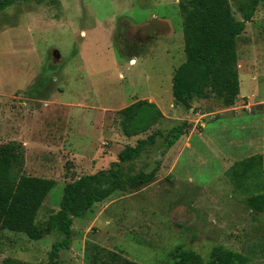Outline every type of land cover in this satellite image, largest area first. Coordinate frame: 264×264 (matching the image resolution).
I'll return each mask as SVG.
<instances>
[{"label":"rangeland","instance_id":"rangeland-1","mask_svg":"<svg viewBox=\"0 0 264 264\" xmlns=\"http://www.w3.org/2000/svg\"><path fill=\"white\" fill-rule=\"evenodd\" d=\"M229 4L235 19L242 20L246 0ZM163 17L172 22L171 42L156 36L150 25ZM183 45L178 0H15L0 12V146L21 147L22 165L14 164L12 174L55 181L35 224L44 226L58 210L67 183L109 168L111 162L104 166L98 156L117 160L123 144L118 108L107 106L158 93L162 110H172L171 77L185 60ZM236 54L239 98L234 107L263 105L264 0L237 36ZM204 101L194 106L207 123L203 135L230 119L219 100ZM102 111L105 123L99 124ZM183 112L179 106L172 115L177 120L161 123L162 135L120 165L122 179L156 168L154 178L117 190L73 217L72 240L59 251L57 264H166L177 249L195 251L206 264L217 246L240 253L245 264H264V211L254 212L245 203L248 196L264 193L260 158L228 168L220 138L206 145L198 136L192 144L199 154L184 152L171 175L167 169L158 175L167 135L183 121ZM254 118L259 119L254 128L264 136V110ZM230 131L235 144L244 135L234 127ZM235 144L230 156L237 161L248 151L239 153ZM63 237L54 231L31 240L1 230L0 263L10 257L47 264L52 243Z\"/></svg>","mask_w":264,"mask_h":264},{"label":"trees","instance_id":"trees-1","mask_svg":"<svg viewBox=\"0 0 264 264\" xmlns=\"http://www.w3.org/2000/svg\"><path fill=\"white\" fill-rule=\"evenodd\" d=\"M15 0H0V12ZM242 20L235 19L229 0H178L182 18L185 60L171 77L174 103L186 110L194 101L213 96L225 107L233 106L239 94L236 38L254 14L259 0H246ZM32 90V88L30 89ZM118 125L125 137L144 134L163 118L158 106L146 99H138L118 110ZM184 120L174 125L166 138V148L187 131ZM160 129H154L134 146L126 145L108 169L86 174L67 183L62 190L58 210L51 214L44 226L35 224V215L47 193L55 185L53 179L12 174L14 164L22 165L18 144L0 146V231L25 234L40 240L54 231L64 237L52 243L47 264H57L59 251L69 248L72 240V218L81 217L95 203L107 199L115 191H126L150 182L157 169L138 172L125 179L120 177V165L135 159L147 145H152ZM246 205L254 212L264 211V193L250 195ZM247 258L220 246L211 249L206 264H245ZM0 264H25L6 257ZM166 264H203L199 254L191 249H177Z\"/></svg>","mask_w":264,"mask_h":264},{"label":"crops","instance_id":"crops-1","mask_svg":"<svg viewBox=\"0 0 264 264\" xmlns=\"http://www.w3.org/2000/svg\"><path fill=\"white\" fill-rule=\"evenodd\" d=\"M150 25L155 28L156 36L165 37L169 42L173 40L171 39V34H173L172 22L168 17H163L157 20L156 24L150 23ZM159 96H161V94L150 93V94H146L145 96H139L138 98H135L133 100L129 98L122 99L120 100L121 104H118L117 106H107V108L109 109L118 108V110H120L121 108L127 106L128 104L138 99H146L150 102L155 103L162 112L163 118L158 122V124H156L157 128L160 129L161 123H164L166 121L170 122L171 120H177L175 115L174 117L172 115L176 114L177 109L181 105L175 104L172 98V103H170V107L172 110L165 113L160 106L158 100L160 99ZM252 97L256 98L257 95L252 94ZM204 102H205L204 100L194 101L192 103L191 108L188 110H186L181 106L185 110V112H183V117L181 120L183 121L185 120L188 123L187 131L184 134H182L171 146L165 149V152L162 156L161 170L158 175L163 174V172L166 169L168 170L167 172L171 175L176 168V163L179 161V158L184 152H187V155H189L190 157L192 155L199 154L200 151H198L197 148H194L192 144L193 138L194 137L198 138V136L204 140L206 145H208L207 144L208 142H210L211 144H215L216 143L215 139L220 138L221 141L219 143H221L225 147L226 152L228 153L229 156L228 157L225 155L227 160L229 161L228 168H232L235 164L239 162L251 161L254 158H258V159L260 158L259 160H261V166H263L264 169V136L263 134L258 133L257 130L258 128L256 129L254 128V127H258V122H259V119L254 118V115H258L259 118L261 117V113L264 110V104L253 105L252 108H248L250 104V102H248V105H242L240 107H236V106L234 107L233 105V106L221 108L220 109L221 112L225 113L224 117L230 119H227L225 122L219 121L215 129H210L209 132L205 131V135H203V129H206L207 123L200 120L201 115H198V112H194L195 110L194 106L196 104H204ZM104 119H105V112L102 111L98 117V123L104 124L105 121L102 122V120ZM231 119L233 120L234 124L231 123ZM197 124L202 127L201 130L196 128ZM233 127L239 131H242L244 134L243 136L240 135L241 138L237 139L236 144L232 135H230L232 134L230 130ZM160 131L162 132L161 129ZM119 134H120L119 135L120 141L123 144H120V148L117 149V152L123 149L126 145L134 146L138 139L146 138V136L142 134L132 137H125L124 135H122L121 131L119 132ZM233 144H235L236 147L239 149V153L241 152L242 149L244 150L247 149L246 151H248L247 152L248 154H245L241 160H237V161L234 160L235 159L234 156H230V154H232L231 151ZM116 157L114 160H116ZM98 158H100V160H103L101 161V163L104 164V166H106L107 164L113 161V160L106 161V159L102 158V155L98 156ZM102 169H105V167ZM93 173H95V171L90 174ZM174 180L177 179L174 178Z\"/></svg>","mask_w":264,"mask_h":264}]
</instances>
